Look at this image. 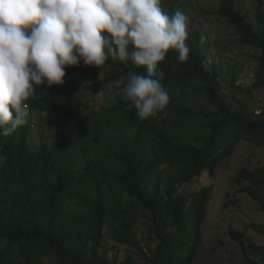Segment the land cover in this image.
I'll list each match as a JSON object with an SVG mask.
<instances>
[{
    "label": "trees",
    "instance_id": "trees-1",
    "mask_svg": "<svg viewBox=\"0 0 264 264\" xmlns=\"http://www.w3.org/2000/svg\"><path fill=\"white\" fill-rule=\"evenodd\" d=\"M254 3L256 25L238 0H218L210 12L239 43L259 49L252 86L264 87V0ZM161 7L187 16L181 0H161ZM188 32L187 61L178 62V51L170 50L158 65L169 102L146 120L120 98L97 106L88 96L126 73L146 74L130 61L109 56L99 68L81 61L66 68L63 85L35 86L27 104L30 114H53L47 140L29 146L28 124L17 136H0V264H136L140 254L145 264H191L212 186L194 192H179V186L204 171L212 175L237 139L264 145V109L256 111L246 100L234 106L224 97L217 69L197 48L198 33L189 25ZM105 68L104 78L82 82ZM78 74L77 83H69ZM90 152L95 161L75 168L77 154L86 160ZM235 181L248 182L237 191L264 212V166L241 167ZM135 204L148 212L143 244L133 231ZM108 227L116 245L130 248L121 260L103 249ZM229 235L244 254L241 264H264V245L247 242L234 228Z\"/></svg>",
    "mask_w": 264,
    "mask_h": 264
},
{
    "label": "clouds",
    "instance_id": "clouds-1",
    "mask_svg": "<svg viewBox=\"0 0 264 264\" xmlns=\"http://www.w3.org/2000/svg\"><path fill=\"white\" fill-rule=\"evenodd\" d=\"M188 25L161 0H0V136L28 124L35 86L63 85L66 68L109 56L146 69L129 72L118 95L141 121L155 116L169 102L158 65L170 50L187 61Z\"/></svg>",
    "mask_w": 264,
    "mask_h": 264
},
{
    "label": "rangeland",
    "instance_id": "rangeland-1",
    "mask_svg": "<svg viewBox=\"0 0 264 264\" xmlns=\"http://www.w3.org/2000/svg\"><path fill=\"white\" fill-rule=\"evenodd\" d=\"M181 1L187 10L190 32L198 33V50L205 54L209 64L214 66L219 73L224 97L234 106L237 105L238 100H246L249 106L256 111L264 109V87L252 86L256 69L254 55L259 53V49L239 43L233 31L210 12L211 9L217 7L218 0ZM238 3L248 20L256 25L254 0H238ZM191 34L193 40L195 36ZM106 73L105 68L101 69L97 75H84L85 81L82 82H96L104 78ZM127 75L128 73L116 81L109 82L88 96L93 100L95 98L97 106L115 102L119 98L118 94H122ZM80 78L78 74L72 80L70 79L69 83L76 84ZM68 81L69 79L67 83ZM52 121V113L31 112L27 132L29 146L34 148L39 145L41 139L47 140L48 128ZM82 128L83 125L80 124L79 133ZM15 134L17 136L18 132ZM87 160L95 161L93 152L87 154L86 160L85 158L82 160L80 154H77L75 168L83 169ZM263 166L264 145L241 138L234 142L232 152L220 162L212 175L204 171L191 183L179 186V192H194L205 185L212 186L206 206V215L201 225L199 248L191 264H241L244 262L245 257L240 245L229 235L230 228L243 231L247 242L253 240L264 245V234L262 233L264 212L248 193L237 191L248 182L244 181L239 184L235 181L236 173L241 167L253 170ZM128 209L131 208L128 206ZM130 214L133 218V231L136 238L143 244L147 241L150 230L148 212L139 204H135ZM112 233V228L108 227L103 239V249L106 250L109 258L117 256L121 260L130 248L116 245ZM3 246L4 241H0V248ZM135 257L136 264H145L141 254ZM253 257L263 260L260 256L254 255Z\"/></svg>",
    "mask_w": 264,
    "mask_h": 264
}]
</instances>
